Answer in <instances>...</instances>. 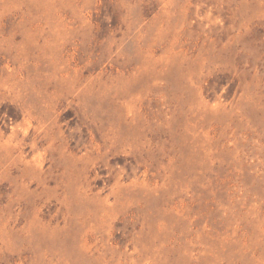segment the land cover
<instances>
[{"label":"rangeland","instance_id":"1","mask_svg":"<svg viewBox=\"0 0 264 264\" xmlns=\"http://www.w3.org/2000/svg\"><path fill=\"white\" fill-rule=\"evenodd\" d=\"M0 264H264V0H0Z\"/></svg>","mask_w":264,"mask_h":264}]
</instances>
